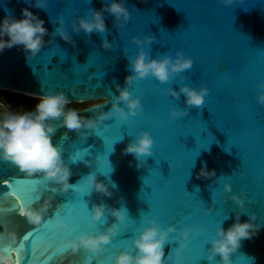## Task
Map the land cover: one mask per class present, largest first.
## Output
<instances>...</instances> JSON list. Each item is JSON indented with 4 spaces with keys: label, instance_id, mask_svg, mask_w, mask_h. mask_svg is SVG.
<instances>
[{
    "label": "water",
    "instance_id": "obj_1",
    "mask_svg": "<svg viewBox=\"0 0 264 264\" xmlns=\"http://www.w3.org/2000/svg\"><path fill=\"white\" fill-rule=\"evenodd\" d=\"M109 2L46 0L41 8L31 7L33 0H0V18L19 17L21 9L29 7L44 19L49 30L45 45L35 57L29 58L22 46L0 53V89L27 96L63 91L70 103L95 102L77 110L88 117L112 109L119 94L117 85L125 87V77L132 74L129 57L135 56L141 46L151 57L165 53L175 56L183 51L192 58L193 66L180 74L183 80L178 75L165 83L153 77L134 81L130 91L140 98L142 110L127 121L112 117L84 139L74 130L58 127L53 142L64 149L63 158L72 172L69 182L75 187L62 193L59 185L42 181L40 198L31 203L39 209L45 199L51 198L43 214L47 222L43 227L21 215L20 208L27 204L24 200L0 199V208L14 205L11 212H0L3 255L10 264H22L20 258H24L17 251L20 240L26 231L37 228L36 239L31 242L32 264H82L86 257L110 264L141 226L155 218L165 227L172 224L178 230L189 229L186 240L179 231L170 234L164 245L165 264H218L219 255L212 262L207 259L217 227L223 223L227 228L236 213H241V220H249L255 212L259 233L241 241L232 253V264H239L244 257L250 264H264V105L257 99L264 91L258 87L264 82V0H233L231 4L222 0H122L130 13L128 21L117 20L105 11L106 32L73 30L78 17L91 18L93 10ZM58 27L70 33L75 43L63 40L58 33L53 35ZM150 35L154 40L147 43L145 37ZM105 37L111 48L101 46ZM183 84L209 89L203 106L189 107L183 93L174 97L168 92L169 88L179 92ZM120 104L126 108L122 101ZM173 107L188 112L172 120L169 109ZM141 130L149 131L154 144L152 155L143 157L147 163L137 167V158L122 150ZM85 149L88 154L83 160H71L73 152ZM203 165L215 169V175L198 177ZM93 171L105 183L111 179L110 197L92 191L83 182L77 184ZM21 175L27 177L11 163L0 161V181ZM225 185L230 186L229 191H225ZM52 187L57 192L53 193ZM8 190L0 183V194ZM77 193L86 202V209L83 201L75 200ZM85 193L89 194L83 197ZM232 194L244 200L243 208ZM67 201L60 209L64 215L54 216ZM99 203L107 206L106 215L103 223L97 221L92 226L93 231H103L112 224L115 217L109 210L114 207L126 208L127 221L103 252L81 249L73 253L67 241L88 230L91 209ZM74 216L72 229L63 234L67 250L57 257L49 255L41 241L58 223ZM8 261L0 259V264Z\"/></svg>",
    "mask_w": 264,
    "mask_h": 264
},
{
    "label": "clouds",
    "instance_id": "obj_2",
    "mask_svg": "<svg viewBox=\"0 0 264 264\" xmlns=\"http://www.w3.org/2000/svg\"><path fill=\"white\" fill-rule=\"evenodd\" d=\"M224 4H231L233 0H222ZM46 0H33L31 7H44ZM107 11L115 16L117 20L123 18L126 22L129 20L130 13L122 0H110L103 4L101 9L93 10L91 18L78 17L74 22L73 30L85 33H104L107 31L104 12ZM60 23H63L61 16ZM49 33L45 27V21L31 8L21 9V15H5L0 18V53L6 48L22 46L29 58L35 57L39 53L46 41L45 35ZM59 34L61 38L70 43L72 40L70 33L64 28L58 27L52 33ZM133 39H136L135 37ZM153 36H146L145 41L151 43ZM140 43L139 40H136ZM101 46L105 49L112 45L105 37L101 41ZM131 66V75L125 77V87L120 88L117 85L118 96L112 102V109L108 112H101L98 115L83 117L80 113L68 105L70 100L63 91H55L39 96L33 108L23 111L11 110L0 98V161H6L16 166L20 172L27 176L38 174L44 180L53 182L60 186V192L66 193L73 189L75 185L69 182L72 175L71 169L63 158V147L60 143L53 142V136L58 127H64L68 130H74L79 133L82 139L96 133L104 121L112 117H118L120 121H127L131 116H135L142 110L140 98L134 96L130 87L134 81L145 77H153L161 83L170 82L174 77L180 75L185 70L193 66V60L186 56L183 51H177L175 56L167 53L159 57H151L143 46L138 53L129 57ZM264 89V82L258 85ZM168 92L179 97L184 94L185 103L189 107H201L205 103V97L209 93L206 86L196 88L188 84H183L179 92L169 88ZM258 102L264 105V91L258 94ZM126 106L122 107L120 102ZM188 109H169V118L175 120L177 117H183ZM87 129L88 131H84ZM66 138V134H65ZM153 136L147 130H141L134 141L129 142L122 150L125 154L131 153L137 158V167L147 163L143 158L153 153ZM215 175V169H208L203 165L198 177L207 178ZM85 183L92 191L102 193L105 196H111L112 191L109 187L112 184L110 178L108 182L98 179L95 171L83 176L77 183ZM53 193L57 192L55 187L50 189ZM230 186L225 185V191H229ZM232 199L237 201L241 208L244 207V200L235 194ZM51 205V198L44 200L39 209L32 206L31 201L20 208L21 215L25 216L29 223L41 226L44 223L43 214ZM107 206L104 203L93 205L88 218L87 231L80 232L75 238L67 241V247L73 253L83 249L91 253L103 252L104 246L111 243L114 237L119 235L121 225L128 219V212L125 207L111 208L110 215L115 217L111 225H108L103 231L95 230L93 227L97 221L103 223L102 218L106 215ZM241 213L235 214V219L227 228L223 223L217 227L216 236L210 242V248L207 252L209 262L215 260L219 255L218 264H232V253L240 246L243 239H251L257 235L260 225L255 223L257 214L251 213L249 220H241ZM179 231L180 237L185 240L189 237V229H177L174 225L163 226L155 218L149 219L147 224L141 226L138 233L134 234L130 243H125L124 247L117 251L111 259L110 264H165L164 245L170 240V234ZM15 237H13V240ZM4 250L0 249V259L8 261L3 255ZM10 264V261H8Z\"/></svg>",
    "mask_w": 264,
    "mask_h": 264
},
{
    "label": "snow or ice",
    "instance_id": "obj_3",
    "mask_svg": "<svg viewBox=\"0 0 264 264\" xmlns=\"http://www.w3.org/2000/svg\"><path fill=\"white\" fill-rule=\"evenodd\" d=\"M103 138V137H102ZM104 144L106 147V140L103 138ZM115 143V142H114ZM112 143V145L114 144ZM112 145H111V150H112ZM111 152V151H110ZM87 149L80 151L77 150L73 152L71 156V160L73 162H76L78 160H83L84 157L87 155ZM106 166L108 168V172L111 171L108 158H106ZM44 179L41 176L37 175H32V176H18L14 177L12 179H4L3 181H0V183L6 185L8 187V191L0 194V199L7 198V197H15L17 200H24L26 203L29 201H36L38 200L39 197V192L42 187V181ZM19 193H23V196L19 195ZM89 193H85L87 195ZM76 201H83L82 207L86 209L87 204L86 202L82 199V197L77 193V196L75 198ZM66 203H62L59 208L56 210L54 216H62L64 215L60 209L64 207ZM14 208L10 207L8 209L0 208V212L4 211H9L11 212ZM180 209L177 208L176 211H179ZM75 221V216L73 218H69L67 220H62L60 223L56 225V228L53 230L52 234L43 239L41 243L45 245L47 252L49 255H52L53 257H57L62 255L67 249L64 248L63 245V234L69 232ZM47 223V222H44ZM44 223L41 225L43 227ZM38 234V229L37 228H31L28 231L25 232V234L22 236L20 240V245H18L17 251L19 249L20 257H23L24 259L21 260L22 264H32L31 260V255H32V241L36 239V236ZM82 264H108V261L104 259H98L96 257H86L83 261ZM239 264H250V261L248 258L244 257V260L239 262Z\"/></svg>",
    "mask_w": 264,
    "mask_h": 264
},
{
    "label": "rangeland",
    "instance_id": "obj_4",
    "mask_svg": "<svg viewBox=\"0 0 264 264\" xmlns=\"http://www.w3.org/2000/svg\"><path fill=\"white\" fill-rule=\"evenodd\" d=\"M0 94L5 96L6 99H9V101H7V104H10L11 106L8 107L11 110H15V111L29 110L33 108V106L38 100V98L35 97L15 93L12 91L1 90V89H0ZM94 103L95 102H82V103L74 102V103H70L68 107L75 110H79L91 106Z\"/></svg>",
    "mask_w": 264,
    "mask_h": 264
},
{
    "label": "flooded vegetation",
    "instance_id": "obj_5",
    "mask_svg": "<svg viewBox=\"0 0 264 264\" xmlns=\"http://www.w3.org/2000/svg\"><path fill=\"white\" fill-rule=\"evenodd\" d=\"M0 98L3 99L4 103H5L7 106H11L10 104H7V101H9V99H6L5 96H3V95L0 94Z\"/></svg>",
    "mask_w": 264,
    "mask_h": 264
},
{
    "label": "bare ground",
    "instance_id": "obj_6",
    "mask_svg": "<svg viewBox=\"0 0 264 264\" xmlns=\"http://www.w3.org/2000/svg\"><path fill=\"white\" fill-rule=\"evenodd\" d=\"M28 95H31V94H28ZM31 96H34V97H38L39 98V96H36V95H31Z\"/></svg>",
    "mask_w": 264,
    "mask_h": 264
},
{
    "label": "trees",
    "instance_id": "obj_7",
    "mask_svg": "<svg viewBox=\"0 0 264 264\" xmlns=\"http://www.w3.org/2000/svg\"><path fill=\"white\" fill-rule=\"evenodd\" d=\"M24 97H26V96H24Z\"/></svg>",
    "mask_w": 264,
    "mask_h": 264
}]
</instances>
